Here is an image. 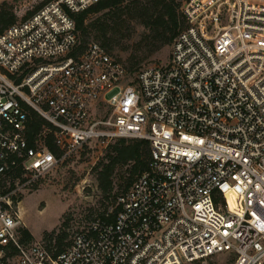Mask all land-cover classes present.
<instances>
[{
    "label": "built area",
    "instance_id": "obj_1",
    "mask_svg": "<svg viewBox=\"0 0 264 264\" xmlns=\"http://www.w3.org/2000/svg\"><path fill=\"white\" fill-rule=\"evenodd\" d=\"M97 1L50 0L0 34V264H264V0H184L167 63L132 79L97 42L73 53L71 14ZM30 111L52 126L33 143ZM116 138L150 156L115 216L55 256L23 239L15 190Z\"/></svg>",
    "mask_w": 264,
    "mask_h": 264
},
{
    "label": "trees",
    "instance_id": "obj_2",
    "mask_svg": "<svg viewBox=\"0 0 264 264\" xmlns=\"http://www.w3.org/2000/svg\"><path fill=\"white\" fill-rule=\"evenodd\" d=\"M48 1L50 0H43L19 20L12 6L6 1H0V34L9 26L30 16ZM182 3L178 0H98L84 10L71 14L77 33V43L73 53H83L90 41L97 42L109 55L122 62L127 74L131 75L140 69L135 67L139 61L138 56L149 57L161 48L170 46L175 36L186 27L181 12ZM136 27H142L143 32L139 40L133 44L131 56L123 60L113 52L125 46L135 33ZM91 37L94 40H91ZM43 126L52 129V126L35 112L30 111L26 130L30 143L34 142L35 134L39 133ZM45 141L49 150L58 155L60 150L55 144L53 135H46ZM106 145L107 154L104 160L94 166V170L98 189L105 198L113 197L115 204L111 205L110 209L105 207L98 212L89 211V216L104 217L107 213L112 219L120 209L117 197L147 169L150 145L147 140L138 138H116L112 144ZM123 166L126 167V178L124 183L119 185L121 193L117 195L113 193L114 178L117 170ZM20 231L23 239H32L31 233L25 227H21ZM43 238L48 241V245L55 248L54 256L70 242L67 233L62 229L58 233L54 231L46 233ZM199 263L200 261H195L192 264Z\"/></svg>",
    "mask_w": 264,
    "mask_h": 264
},
{
    "label": "rangeland",
    "instance_id": "obj_3",
    "mask_svg": "<svg viewBox=\"0 0 264 264\" xmlns=\"http://www.w3.org/2000/svg\"><path fill=\"white\" fill-rule=\"evenodd\" d=\"M0 1L9 3L19 20L43 0ZM178 1L183 2V0ZM142 32V27H136L135 33L125 43V46L113 53L127 60L131 56L133 44L139 40ZM170 51L171 47L167 45L149 57L140 58L138 56L139 61L135 67L141 69L146 66L164 65L169 59ZM133 73L130 75L131 79L134 76ZM113 142L114 140L109 144ZM106 147L107 145L99 146L92 143L79 150L57 168L36 180L35 187L31 189L17 188L19 183L13 182V187L17 188L14 197L17 200L16 206L21 223L31 233L32 239H39L44 234L53 231L58 233L62 229L67 233V239L70 240L74 232L81 229L91 219L89 211L94 213L105 207L110 209L111 205L115 204L113 197L105 198L98 189L94 170V166L104 160L107 154ZM125 170V166L118 169L114 178L113 193L117 195L121 193L119 185L124 183L126 178ZM208 263L227 264V257L223 253L213 257Z\"/></svg>",
    "mask_w": 264,
    "mask_h": 264
}]
</instances>
